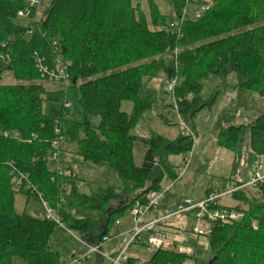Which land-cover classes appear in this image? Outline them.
Returning a JSON list of instances; mask_svg holds the SVG:
<instances>
[{
  "label": "trees",
  "instance_id": "trees-1",
  "mask_svg": "<svg viewBox=\"0 0 264 264\" xmlns=\"http://www.w3.org/2000/svg\"><path fill=\"white\" fill-rule=\"evenodd\" d=\"M166 1L173 7V17L185 6L183 0ZM145 3L148 13L133 0H50L37 21L25 27L17 23L24 0H0V75L9 71L16 79L11 85L0 84V264H13L15 257L26 264H61L59 253L49 244L59 224L36 212L17 213L16 193L27 199L39 195L58 214L61 225L94 244L108 235L110 224L118 217L145 205L149 192L161 190L165 182L177 177L169 156L191 150L189 133L167 139L155 132L147 137L131 132L152 106V99L139 97L138 91L159 72L167 80L181 78L174 87V98L183 123L192 124L201 109L213 105L232 72L235 87L264 99V0H211L205 11L182 21L180 35L167 27L168 19L158 11L155 0ZM148 23L162 29H150ZM51 40L58 43L67 65L68 88L76 98L73 112L62 109L57 118L41 111L47 92L38 83L44 79L34 61L39 55L51 64ZM208 75L218 77L222 85L203 100L202 80ZM125 100L133 103L129 116L120 108ZM76 113L79 119L66 118ZM93 115L100 117L97 125L90 121ZM56 125L65 141L76 145L77 156L113 168L120 187L79 194L76 176L49 170L48 153ZM246 126L264 131V104ZM244 127L221 126L217 145L235 152ZM135 148L142 153L139 165L134 161ZM11 170L24 174L32 187L26 188L24 181L15 188ZM223 184V190L234 189L230 196L237 204L219 206L243 215L230 224L212 223L208 237L213 258L209 264H264V198L246 195L240 181ZM65 185L80 206L97 212L96 219L77 218L66 211L60 200ZM257 188L264 196V181ZM113 201L117 204L111 207ZM240 202L247 207H240ZM184 258L159 248L152 251L148 262L181 264ZM101 261L97 256L96 264ZM134 262L128 256L124 264Z\"/></svg>",
  "mask_w": 264,
  "mask_h": 264
},
{
  "label": "rangeland",
  "instance_id": "rangeland-1",
  "mask_svg": "<svg viewBox=\"0 0 264 264\" xmlns=\"http://www.w3.org/2000/svg\"><path fill=\"white\" fill-rule=\"evenodd\" d=\"M50 0H40L39 9L47 7ZM158 11L163 13L169 20L173 17V7L169 1L155 0ZM133 4H139V7L146 13L148 9L145 0H133ZM191 1L187 10H192ZM201 7H195L200 14ZM18 24H22L17 20ZM149 24V23H148ZM150 29H162L161 26ZM178 49L174 50V54ZM167 59V54L163 55ZM170 80V79H169ZM163 73L156 74V77L149 80L145 87L138 91V96L152 99V106L143 112L139 121L134 125L131 132L136 136L147 137L151 132L158 133L167 139L175 138L179 133H189L192 137L193 144L191 150L180 155L169 156V161L176 168V174L183 167V162L188 159L187 166L182 174L175 179L169 192H167L159 203L163 205L170 197L175 195L178 201L183 198L198 200L204 198L206 191H222L227 181L245 182L257 163L264 164V131H257L247 127L260 113L263 108L264 99L256 96L250 91H242L235 87L236 74L230 73L225 81L223 89L219 90L213 105L201 109L193 118L192 124L189 121L183 123L177 113L175 102V91H168L166 86L168 81ZM181 78L177 77V83ZM16 83V79L9 71H3L0 75L1 85H11ZM38 83L46 90L45 99L41 104V111L44 115L59 117L63 101L72 104L69 113L73 112L76 98L70 88L66 93L60 91L59 83H51L46 80H40ZM218 77L208 75L202 80V89L200 96L203 100L210 97L213 91L222 84ZM133 103L125 100L121 103V110L128 116L131 113ZM66 118L79 119L76 113L74 116ZM165 118L169 121L165 124L162 120ZM100 120L99 115H93L90 118L92 125H97ZM242 124L245 127L239 134L236 151L231 152L221 148L216 143V136L219 128L224 125ZM6 133L3 132V135ZM76 145L72 142L63 141L59 146L58 166L61 174H70L76 176L75 188L79 194L90 195L101 188L113 186L120 187L121 181L116 171L100 162H93L90 159H84L75 154ZM50 153V150H49ZM48 153V156H49ZM134 161L137 165L142 160V153L134 149ZM48 169L54 172L55 163L48 158ZM171 180L167 181L169 183ZM245 194L256 200L264 198L258 188L244 187ZM178 197V198H177ZM60 200L66 211L77 218L96 219L98 214L92 209H87L78 204L75 197L70 195V187L65 185L64 190L60 192ZM219 203L224 206H235L237 204L231 196H223ZM117 203L113 201L111 207ZM240 207L246 208L244 202L239 203ZM14 208L17 213H32L44 215V206L41 200L36 196H27L22 193H16L14 199ZM54 210V209H53ZM33 214V213H32ZM55 214V211H54ZM239 212L238 221L242 217ZM181 218L185 224H180ZM120 224L112 222L108 229V240L102 244V252L105 256H117L119 251L126 246L130 233H124L125 229L132 228L131 212H126L123 216L117 218ZM117 220V221H118ZM172 228L169 231L168 239L171 245L166 249L185 256L181 264H209L213 258L209 246L208 233L205 235H196L191 232V226L196 222L190 217L176 216L169 220ZM234 222V221H233ZM203 225V224H202ZM255 225V222L253 223ZM178 228V229H177ZM168 230V229H167ZM84 235L77 231L68 229L63 225H57L50 236L49 244L52 250L59 253L61 264H69L75 256L86 254L89 247L86 245ZM92 240L94 234L91 235ZM126 255L134 258L139 264H151L148 262L152 251L147 245L130 244L126 247ZM100 258V257H98ZM13 264H26L18 257L13 259ZM81 264H96L95 254L90 253L86 260ZM100 264H110L107 259H102Z\"/></svg>",
  "mask_w": 264,
  "mask_h": 264
},
{
  "label": "built area",
  "instance_id": "built-area-1",
  "mask_svg": "<svg viewBox=\"0 0 264 264\" xmlns=\"http://www.w3.org/2000/svg\"><path fill=\"white\" fill-rule=\"evenodd\" d=\"M185 6L181 9V12L174 16L169 22L167 27L179 34V28L182 21L186 17L195 18L196 16H189L187 14L186 4L189 0H183ZM25 5L23 8L17 11V18L21 21L23 26H28L37 21L40 10V0H24ZM208 5L201 6L200 13L205 11ZM31 30H28L30 33ZM50 46L53 52V60L51 64L45 62V59L39 55H35L34 61L40 77L47 82L59 83L60 91L66 93L68 89V79L66 74L67 65L63 61L61 54L58 52L59 47L56 40H51ZM177 84V77H173L168 81L166 89L173 91ZM63 110H69L72 104L68 101H63ZM16 135V133H13ZM63 141V135L61 134L60 126L56 125L54 128V136L50 141V153L48 158L55 163L54 173L61 175V169L58 166L59 146ZM188 163V159L183 162V167L177 172V179L185 170ZM12 173L11 182L15 188H18L26 180V176L22 173L10 171ZM175 179L171 180L166 185H163L159 191H151L146 195L147 202L145 205L135 206L130 212L132 215V228L129 231L130 236L128 243L122 248L117 256L108 257L102 252V244L108 240L109 236H104L100 242L89 244V250L86 254L81 256H75L71 259L69 264H81L83 260H86L90 253H94L100 259H107L110 264H124L128 255H126V247L132 243L140 245H147L152 249H163L171 245V241L168 239L169 231L174 228L170 221L176 216H185L192 218L196 223L191 226V232L196 235L207 234L212 227V223L220 222L223 224H230L239 217V212L227 207L219 206V199L223 196H230V193L234 189L223 191H208L204 198L193 200L190 198H183L177 201L172 207H163L160 212L156 211L159 208V203L164 195L169 191L170 187L174 184ZM264 181V164L257 163L252 168L249 176L245 182H242L241 187H255L257 188ZM26 188H31L29 182H26ZM64 190V188H62ZM44 206V217L54 220L59 225V216L54 214L53 208L46 205L44 201L38 195ZM118 221L116 220V223ZM203 224V225H202ZM168 229V230H167ZM178 229V228H177ZM133 264H139L136 260Z\"/></svg>",
  "mask_w": 264,
  "mask_h": 264
},
{
  "label": "crops",
  "instance_id": "crops-1",
  "mask_svg": "<svg viewBox=\"0 0 264 264\" xmlns=\"http://www.w3.org/2000/svg\"><path fill=\"white\" fill-rule=\"evenodd\" d=\"M190 1H191V6H192V10H187V14L189 15V16H196L197 14H199V11H197L196 9H195V7H201V6H203V5H205V4H207V3H209L211 0H189V2L186 4V9H187V7H188V5H189V3H190ZM235 85V84H234ZM167 184V182H165L163 185H166ZM172 187V186H171ZM171 187H170V189H171ZM255 188V187H254ZM169 189V190H170ZM169 192V191H168ZM208 191H206V193H207ZM205 193V194H206ZM178 198V197H177ZM178 200L177 199H175V195H170V197L167 199V201L165 202V203H163V205L161 206V207H159V208H156V211L157 212H160V209L161 208H163V207H172L176 202H177ZM181 217V216H180ZM183 217V216H182ZM185 217V216H184ZM183 219L184 218H181V221H180V224H185L184 223V221H183ZM118 224H120V221L118 220V222H117ZM171 225H172V223H170ZM130 231V227L128 228V229H125V231H124V233H128ZM86 245L88 246L89 244L86 242ZM89 247V246H88ZM95 260H97V256L95 255Z\"/></svg>",
  "mask_w": 264,
  "mask_h": 264
}]
</instances>
